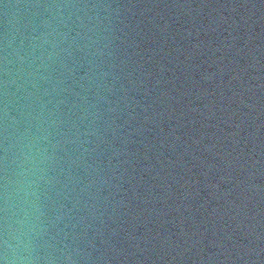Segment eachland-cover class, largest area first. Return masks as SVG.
Here are the masks:
<instances>
[{
  "label": "water",
  "instance_id": "95a60500",
  "mask_svg": "<svg viewBox=\"0 0 264 264\" xmlns=\"http://www.w3.org/2000/svg\"><path fill=\"white\" fill-rule=\"evenodd\" d=\"M0 264H264V0H0Z\"/></svg>",
  "mask_w": 264,
  "mask_h": 264
}]
</instances>
